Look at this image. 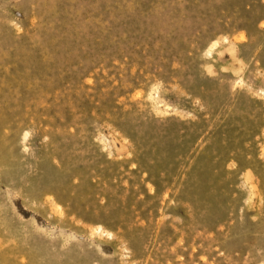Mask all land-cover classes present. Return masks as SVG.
<instances>
[{
    "label": "rangeland",
    "instance_id": "rangeland-1",
    "mask_svg": "<svg viewBox=\"0 0 264 264\" xmlns=\"http://www.w3.org/2000/svg\"><path fill=\"white\" fill-rule=\"evenodd\" d=\"M0 264H264V0H0Z\"/></svg>",
    "mask_w": 264,
    "mask_h": 264
},
{
    "label": "bare ground",
    "instance_id": "bare-ground-1",
    "mask_svg": "<svg viewBox=\"0 0 264 264\" xmlns=\"http://www.w3.org/2000/svg\"><path fill=\"white\" fill-rule=\"evenodd\" d=\"M244 27L246 28H252L251 23H249L248 21H246L244 24H242ZM215 42V43H214ZM216 45V41L209 39L206 43H205V48H207L208 53H210L212 51V48H214V46ZM216 92H219L220 90H222L220 87L216 86L215 88ZM108 220V219H105ZM109 222V220H108ZM116 225V224H115ZM97 230H101V226H97L96 227Z\"/></svg>",
    "mask_w": 264,
    "mask_h": 264
}]
</instances>
